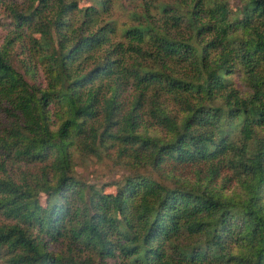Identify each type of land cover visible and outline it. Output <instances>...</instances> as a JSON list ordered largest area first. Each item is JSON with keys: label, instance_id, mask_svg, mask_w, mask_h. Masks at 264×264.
Here are the masks:
<instances>
[{"label": "trees", "instance_id": "obj_1", "mask_svg": "<svg viewBox=\"0 0 264 264\" xmlns=\"http://www.w3.org/2000/svg\"><path fill=\"white\" fill-rule=\"evenodd\" d=\"M1 20L0 264H264V0ZM110 151L122 182L79 179Z\"/></svg>", "mask_w": 264, "mask_h": 264}, {"label": "rangeland", "instance_id": "obj_2", "mask_svg": "<svg viewBox=\"0 0 264 264\" xmlns=\"http://www.w3.org/2000/svg\"><path fill=\"white\" fill-rule=\"evenodd\" d=\"M5 22L7 21H0V47L5 44L6 37L8 36L7 28L3 26ZM113 153L114 151H110L102 159L91 158L78 167L77 176L79 179L90 184H97L99 187L105 184L122 182L130 174V169H126L123 164H120ZM109 156H112V159ZM141 172L144 173L146 170H141ZM17 175L19 178V171H17ZM107 190L114 191L111 187L107 188Z\"/></svg>", "mask_w": 264, "mask_h": 264}]
</instances>
